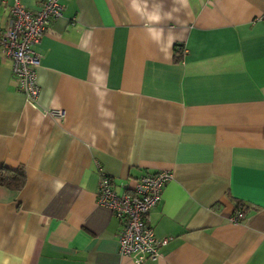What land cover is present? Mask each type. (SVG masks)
I'll use <instances>...</instances> for the list:
<instances>
[{
  "label": "crops",
  "instance_id": "obj_1",
  "mask_svg": "<svg viewBox=\"0 0 264 264\" xmlns=\"http://www.w3.org/2000/svg\"><path fill=\"white\" fill-rule=\"evenodd\" d=\"M14 5L0 0V26ZM62 5L35 46L36 105L0 49V168L27 175L0 189V264H135L99 166L118 194L174 175L148 217L169 242L145 264H264V0Z\"/></svg>",
  "mask_w": 264,
  "mask_h": 264
},
{
  "label": "built area",
  "instance_id": "obj_2",
  "mask_svg": "<svg viewBox=\"0 0 264 264\" xmlns=\"http://www.w3.org/2000/svg\"><path fill=\"white\" fill-rule=\"evenodd\" d=\"M64 0H44L42 9L28 10L21 0H15L7 26H0V49L13 62V76L17 88L31 105L38 103L41 88L38 84V68L41 56L35 50L54 20L63 17ZM179 53L184 55L185 50ZM54 117L63 118V111L53 112ZM100 168V183L97 193L98 204L107 207L120 220L119 254L131 258L135 264H145L158 260L159 249L169 239H157L153 228L148 224V217L153 208L162 201L166 185L173 180L170 171L148 172L140 177L135 187L123 194H118L111 178ZM241 214L234 217L237 223Z\"/></svg>",
  "mask_w": 264,
  "mask_h": 264
},
{
  "label": "trees",
  "instance_id": "obj_3",
  "mask_svg": "<svg viewBox=\"0 0 264 264\" xmlns=\"http://www.w3.org/2000/svg\"><path fill=\"white\" fill-rule=\"evenodd\" d=\"M27 182V175L24 168L11 169L6 166L0 168V189H9L12 191H21ZM237 215L241 214L240 221L246 218L250 211L249 207L242 201L237 202ZM236 215V216H237Z\"/></svg>",
  "mask_w": 264,
  "mask_h": 264
}]
</instances>
